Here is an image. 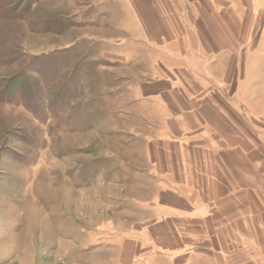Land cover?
Listing matches in <instances>:
<instances>
[{"label":"crops","instance_id":"0c3cea01","mask_svg":"<svg viewBox=\"0 0 264 264\" xmlns=\"http://www.w3.org/2000/svg\"><path fill=\"white\" fill-rule=\"evenodd\" d=\"M49 2L33 35L112 71L144 123L139 213L110 237L121 262L264 264V43L249 15L225 0Z\"/></svg>","mask_w":264,"mask_h":264},{"label":"rangeland","instance_id":"374dc122","mask_svg":"<svg viewBox=\"0 0 264 264\" xmlns=\"http://www.w3.org/2000/svg\"><path fill=\"white\" fill-rule=\"evenodd\" d=\"M49 1L0 0V264H123L110 237L139 213L144 123L112 71L33 35L48 32ZM225 1L264 43V0ZM148 256L132 264H167Z\"/></svg>","mask_w":264,"mask_h":264}]
</instances>
